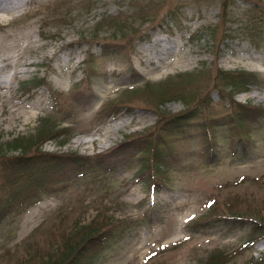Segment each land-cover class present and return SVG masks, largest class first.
Instances as JSON below:
<instances>
[{
	"label": "rangeland",
	"instance_id": "1",
	"mask_svg": "<svg viewBox=\"0 0 264 264\" xmlns=\"http://www.w3.org/2000/svg\"><path fill=\"white\" fill-rule=\"evenodd\" d=\"M249 21L263 34L258 44L249 38ZM0 38L17 45L18 54L4 59L0 47V64L18 73L0 86V204L9 193L1 170L6 158L56 153L69 165L73 154L88 157L83 169L43 188L35 203L29 198L0 216V264H47L68 254L67 237L79 240L102 228L110 234L93 264H205L217 252L226 255L221 264L264 258V239L243 245L256 223L229 219L231 213L264 212V0H24L0 10ZM162 38L173 53L155 50ZM105 47L111 54L101 57ZM181 51L190 62H175ZM216 70L252 72L255 85L245 92L232 88L231 98L219 82V91L212 89ZM199 71L203 76L186 86L192 91L186 105L175 98L172 82ZM34 76L45 84L31 90ZM162 82H170L163 91L173 98L146 88L124 90ZM38 100L37 108L27 107ZM238 104L263 110L247 122L249 137L242 141L231 119ZM18 106L22 115L33 112L25 123L23 116L9 120ZM193 107L194 117L177 132L183 138L169 137L167 178L155 188L137 177L141 154L119 163L101 160L126 135L153 137L161 116ZM112 121L121 126L113 130ZM203 121L217 138L210 158ZM48 123L56 125L55 134L65 133L27 153L7 148ZM90 135L96 139L84 141ZM236 141L246 150L232 156ZM77 223L81 228L73 231Z\"/></svg>",
	"mask_w": 264,
	"mask_h": 264
},
{
	"label": "trees",
	"instance_id": "2",
	"mask_svg": "<svg viewBox=\"0 0 264 264\" xmlns=\"http://www.w3.org/2000/svg\"><path fill=\"white\" fill-rule=\"evenodd\" d=\"M247 29L249 36L253 39V43L256 44L261 41L263 34L260 30L256 29L253 22L249 21ZM199 74L200 73H190L187 75H181L176 80H173L172 84H174L177 88H182L188 82L197 79ZM201 76L202 75H200V77ZM255 78L256 76L252 73H230L218 70V75L215 76V82L224 83L225 87L231 85L235 89L242 90L250 86ZM166 87L167 86H164V83H150L141 88H135L134 91H145L146 88L150 90L149 92L154 91L157 96L164 100L173 98V95L168 97V95H166L163 91ZM213 87L218 88L215 84ZM177 92L179 93V96L175 98H182L185 100L186 105H190V102L186 99H190L192 97V92H186L184 90H177ZM233 110L234 114H232L231 119L235 121L237 136L240 139H246L249 137L248 131L245 130L247 128V122L252 121L257 116L262 114L263 110H257L256 108H251L243 104H241L239 108L234 106ZM195 111L196 109L192 108L191 110H186L182 113L172 114L168 118L161 119V116L159 119V123H161L159 126L161 127L155 136L152 137L151 134H147L138 135L134 138L128 137L126 141H123L118 146L113 148L111 153L108 154L109 157H103L101 160H113L115 163L123 159H129L133 155L139 153L141 154L138 158L141 163V168L138 173L139 176L143 177L146 174H150L151 176H155L158 182L163 181L167 178V171L163 168L167 167L171 158V152L164 150V148L172 149L169 137L175 136L177 139L183 138L179 137V133L177 132L178 130L182 131L181 129H184L185 126L188 125L186 121L194 117L195 114L193 113ZM52 125L49 123L44 124L36 131L35 134L16 137L11 142H8L6 146L9 149H21L24 153L34 149L33 147L38 149L39 145L44 140L48 138H58L63 133L62 130H58V134H55L56 129L54 128V125ZM201 125L206 127L202 133V143L204 145L203 149L207 157L210 158L217 153L216 145L214 143V140L217 138H215L213 134H210L209 130L213 126L212 124L207 121H203ZM2 148V145H0V153ZM59 159H61V156H46L39 153L7 158L2 161L1 170L6 172V183H9V193L0 204V216H5L15 212L22 204H26L29 201V198H34L35 202L37 197L41 195L40 192L44 191L43 188L52 183H60V181H62L60 180L61 177L64 176L66 172L70 171L69 169H75V165L80 163L82 160L79 156H73L70 164L65 165L64 161ZM35 189H37L38 192H35ZM31 190L34 192L29 193ZM32 202L33 200L30 203ZM231 214L232 216H237L238 218L250 217L253 219L257 223L253 229L257 228L258 225L259 227L260 225H264V213L261 215L249 214L248 212ZM74 227L75 229L73 231H76L81 228V225L77 223ZM83 227L85 226H82V228ZM263 234L264 232L262 235ZM108 235L109 233L103 231L102 228V230L98 231L90 229L79 240L77 238L72 240V237H67L64 245L69 249L68 254L65 255L64 253H61L59 257H55L53 259L50 258L47 264H92L97 258L98 253L104 249L103 244L108 238ZM248 236L249 241L253 242L260 237L258 235V230L256 231V229L251 231ZM223 257V252H217L212 254L207 259L205 264H221L220 261L223 260Z\"/></svg>",
	"mask_w": 264,
	"mask_h": 264
},
{
	"label": "bare ground",
	"instance_id": "3",
	"mask_svg": "<svg viewBox=\"0 0 264 264\" xmlns=\"http://www.w3.org/2000/svg\"><path fill=\"white\" fill-rule=\"evenodd\" d=\"M23 3H24V0H0V10L5 11V10H9V9H14ZM0 40H1V38H0ZM160 41H161V45L159 46V48L155 49L156 51L159 52L160 55L170 54V53L174 52V47L171 46L168 42H166L163 39H160ZM16 46L17 45H15V44L6 45V44L0 43V47L4 48V49H2L4 52V59L10 58L11 56H13L17 52L16 49L14 50V48H16ZM149 47H151V46H149ZM15 55L18 56L17 53ZM160 58L162 59L164 57H159V59ZM59 59H61V56L56 57V61ZM175 62L176 63L190 62L189 56L186 55L185 52L181 51L178 53V56H177V59ZM164 63H167V62H164ZM160 66H162V63H159V65H156L154 67V69H157ZM4 82H5L4 78H0V84H3ZM39 101L40 100L34 101V102H32V104H30L27 107L30 109L37 108L39 106ZM19 109H21V107L18 106L17 108L11 110L12 116H10L9 120H11V121L14 119L19 120L20 117L23 116V118H21L20 121L25 123L33 116L32 111L28 110L25 115H22L21 112L19 111ZM110 126L114 130V129H117L118 127H120L121 123H116V122L112 121L110 123ZM94 139H96V138L90 135L88 138L84 139V141H87V142L88 141H94Z\"/></svg>",
	"mask_w": 264,
	"mask_h": 264
}]
</instances>
